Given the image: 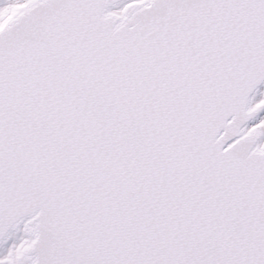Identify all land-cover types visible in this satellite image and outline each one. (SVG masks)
<instances>
[{"label": "snow or ice", "instance_id": "6c2138e0", "mask_svg": "<svg viewBox=\"0 0 264 264\" xmlns=\"http://www.w3.org/2000/svg\"><path fill=\"white\" fill-rule=\"evenodd\" d=\"M0 264H264V0H0Z\"/></svg>", "mask_w": 264, "mask_h": 264}]
</instances>
